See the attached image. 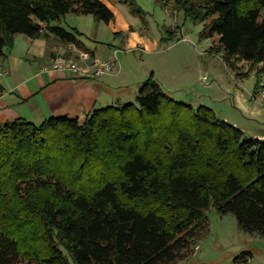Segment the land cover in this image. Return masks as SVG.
<instances>
[{"label":"trees","instance_id":"obj_1","mask_svg":"<svg viewBox=\"0 0 264 264\" xmlns=\"http://www.w3.org/2000/svg\"><path fill=\"white\" fill-rule=\"evenodd\" d=\"M200 1L183 3L197 22L211 19L203 37L218 38L212 50L264 75V0ZM70 14L115 19L102 0H0V58L16 35H52L84 51L82 34L61 26ZM211 208L264 238V140L175 101L154 79L140 85L137 104L83 123L0 122V264H178Z\"/></svg>","mask_w":264,"mask_h":264},{"label":"rangeland","instance_id":"obj_2","mask_svg":"<svg viewBox=\"0 0 264 264\" xmlns=\"http://www.w3.org/2000/svg\"><path fill=\"white\" fill-rule=\"evenodd\" d=\"M102 1L115 15L111 24L92 16L70 14L62 19L61 26L81 33L86 46L97 50L98 59L103 61L84 64L81 55L65 60L68 52L60 57L63 61L58 60L53 66L58 62L84 64L88 74L89 69L95 70V64L111 60L116 52L114 72L101 79L102 84L120 92L115 96L119 102L114 105L137 104L140 85L154 79L175 101L193 109L210 108L217 117L243 127L252 137L264 135V100L259 97L260 89L264 90V75L256 73L258 67L244 62L228 63L224 53L212 50L217 47L218 38L203 37L211 19L204 25L188 14L189 5L198 7L200 0H190L188 6L184 5L185 0H127L134 4L133 8L122 0ZM136 8L141 10L139 14L133 12ZM16 36L12 47L6 48V56L13 52L20 55L27 49L25 36ZM69 54L73 56L74 52ZM26 67L28 74L37 71V65L28 63ZM6 76L8 72L0 70V81ZM179 121L183 129L192 125L185 113ZM207 216L206 231L192 243L188 257L178 264H234L235 258L245 252L252 254L250 264H264L263 237L240 229L232 214L223 216L211 208Z\"/></svg>","mask_w":264,"mask_h":264},{"label":"crops","instance_id":"obj_3","mask_svg":"<svg viewBox=\"0 0 264 264\" xmlns=\"http://www.w3.org/2000/svg\"><path fill=\"white\" fill-rule=\"evenodd\" d=\"M25 38L27 49L20 55L13 52L0 58V70L8 72V76L0 81L6 92L0 98L1 123L24 118L39 126L50 117L64 116L83 123L93 112L119 102V99L115 100V96L120 92L102 84V78L94 79L70 71L53 70V64L62 60L60 57L68 52H74V55L70 56L68 53L65 60L72 57L77 59L83 53L89 54L90 60H99L97 50L89 49L84 43L86 49L82 51L74 45L62 43L52 35L38 39ZM115 54L108 61L117 63ZM28 63L37 65L34 74L27 73ZM241 129L245 131L243 127ZM253 136L264 139V135L260 133Z\"/></svg>","mask_w":264,"mask_h":264},{"label":"built area","instance_id":"obj_4","mask_svg":"<svg viewBox=\"0 0 264 264\" xmlns=\"http://www.w3.org/2000/svg\"><path fill=\"white\" fill-rule=\"evenodd\" d=\"M81 59H82V62L85 64V62H89L91 58L89 54L83 53L81 54ZM115 66H116V62L114 61L97 63L94 65L95 70L92 71L90 69L91 72H88L87 74L85 73V70H86L85 66L83 67L75 63H69L67 65L63 62H58L53 66V69L56 71H71L74 74H78L82 76H89V78H94V79H98V78L101 79L102 77L111 75L115 70ZM261 87H264V86H261ZM259 97L264 100L263 88L260 89L259 91Z\"/></svg>","mask_w":264,"mask_h":264},{"label":"water","instance_id":"obj_5","mask_svg":"<svg viewBox=\"0 0 264 264\" xmlns=\"http://www.w3.org/2000/svg\"><path fill=\"white\" fill-rule=\"evenodd\" d=\"M255 138H257V137H255ZM257 139H260V138H257ZM261 140H264V139H261Z\"/></svg>","mask_w":264,"mask_h":264}]
</instances>
